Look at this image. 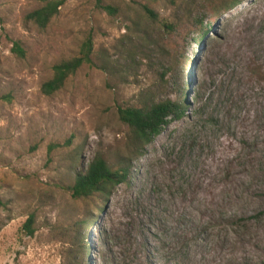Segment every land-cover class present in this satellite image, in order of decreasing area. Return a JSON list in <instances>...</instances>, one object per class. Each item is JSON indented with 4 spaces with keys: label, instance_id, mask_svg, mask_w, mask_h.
<instances>
[{
    "label": "rangeland",
    "instance_id": "1",
    "mask_svg": "<svg viewBox=\"0 0 264 264\" xmlns=\"http://www.w3.org/2000/svg\"><path fill=\"white\" fill-rule=\"evenodd\" d=\"M102 1L114 15L66 0L39 29L26 15L42 0H0V264H264V0L219 15L235 0ZM131 23L165 41L168 57L137 36L121 42ZM88 36L94 63H117L83 66L42 95ZM148 99L184 100L186 114L141 156L116 108ZM96 156L127 169L126 181L73 199L67 187Z\"/></svg>",
    "mask_w": 264,
    "mask_h": 264
},
{
    "label": "trees",
    "instance_id": "2",
    "mask_svg": "<svg viewBox=\"0 0 264 264\" xmlns=\"http://www.w3.org/2000/svg\"><path fill=\"white\" fill-rule=\"evenodd\" d=\"M43 4L40 7L35 8L26 15V20L39 29H46L54 18L58 15L60 8L66 2V0H42ZM96 6L108 13L114 15L116 9L104 5L102 0H94ZM159 1V0H152ZM238 5V0L231 3L220 2L218 6L214 7V14L219 15L224 12L232 10ZM143 13L146 15L152 25L157 22V14L151 10L148 6L141 7ZM201 25V31L195 40L200 44L209 33L208 28L203 26V21L199 22ZM162 29L165 31V35H171L176 31L174 24L162 23ZM124 34L121 38V42H128L134 36H137V40L141 42L140 48L151 47V52L157 54L158 57L166 59L168 57V49L165 45V41L162 39L152 40L153 36L150 33V29L141 31L140 27L136 23L125 24ZM92 39L88 36L80 45L77 56L58 62L52 67V76L49 80L41 85L40 92L46 97H51L60 91L66 81L74 75L83 66H95L99 71L103 73H109L112 65L116 64L110 61L105 56H99L96 63L92 61ZM12 51L19 56L24 55V51L15 42ZM170 67L167 65L160 66L158 76L161 81L167 76ZM119 121L126 125L133 135V141L136 146L137 153L141 156L144 154V148L151 144L153 140L158 137L163 130L171 123L182 120L186 114V105L184 100H154L148 99L140 103L139 107L134 106H118L116 108ZM127 169L111 170L106 161L96 156L85 168L84 171L78 173L75 177L74 183L67 187L71 197L73 199H88L95 194H103L108 188L117 186L126 181ZM33 218L29 217L23 225V229L26 234L32 236Z\"/></svg>",
    "mask_w": 264,
    "mask_h": 264
}]
</instances>
